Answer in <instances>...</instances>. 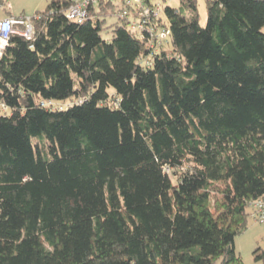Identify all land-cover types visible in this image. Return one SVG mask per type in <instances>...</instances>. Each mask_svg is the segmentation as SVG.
Masks as SVG:
<instances>
[{
  "label": "trees",
  "instance_id": "obj_1",
  "mask_svg": "<svg viewBox=\"0 0 264 264\" xmlns=\"http://www.w3.org/2000/svg\"><path fill=\"white\" fill-rule=\"evenodd\" d=\"M180 1L191 17L164 9L158 50L111 7L69 21L70 0L11 38L0 264H244L235 240L264 200V0H206L205 26Z\"/></svg>",
  "mask_w": 264,
  "mask_h": 264
},
{
  "label": "built area",
  "instance_id": "obj_2",
  "mask_svg": "<svg viewBox=\"0 0 264 264\" xmlns=\"http://www.w3.org/2000/svg\"><path fill=\"white\" fill-rule=\"evenodd\" d=\"M105 8L114 10L112 16L116 14L120 18L128 19L129 30L138 40L146 42L153 49L158 50L161 46L168 44L170 29L167 18L161 4L155 0H70V6L65 15L69 21L81 24L93 18V12L97 14L101 10L105 11ZM39 18V14L0 18V59L13 36H20L28 41L34 39V21ZM139 63L145 67L153 66L150 57H140ZM44 106L53 111L63 110L62 106L52 102ZM8 111L9 108L0 102V112ZM252 218L257 223L264 224V200L253 203Z\"/></svg>",
  "mask_w": 264,
  "mask_h": 264
},
{
  "label": "rangeland",
  "instance_id": "obj_3",
  "mask_svg": "<svg viewBox=\"0 0 264 264\" xmlns=\"http://www.w3.org/2000/svg\"><path fill=\"white\" fill-rule=\"evenodd\" d=\"M5 6H0V17L11 14L15 17L21 16H34L36 12H43L46 10L51 0H3ZM159 2L163 9L167 7L181 10L185 13L187 19L191 15L186 7L180 0H155ZM197 9L202 26L207 22V8L206 0H197ZM115 17L108 18L106 25L109 26L115 22ZM104 34V33H103ZM104 38L108 36L103 35ZM236 252L239 254L244 264H264V260H256L257 252H264V224H259L251 220L249 229L235 240Z\"/></svg>",
  "mask_w": 264,
  "mask_h": 264
},
{
  "label": "crops",
  "instance_id": "obj_4",
  "mask_svg": "<svg viewBox=\"0 0 264 264\" xmlns=\"http://www.w3.org/2000/svg\"><path fill=\"white\" fill-rule=\"evenodd\" d=\"M37 13V12H36ZM35 13V14H36ZM23 14H21V16H22ZM8 17H15V16H13V15H11V14H8L7 16H4V17H0L1 19H4V18H8ZM257 223V222H256ZM236 246V245H235Z\"/></svg>",
  "mask_w": 264,
  "mask_h": 264
}]
</instances>
